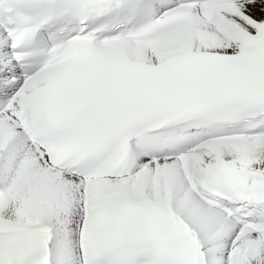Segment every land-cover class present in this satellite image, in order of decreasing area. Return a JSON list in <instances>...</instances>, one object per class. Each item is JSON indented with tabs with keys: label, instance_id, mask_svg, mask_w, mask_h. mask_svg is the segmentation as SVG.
Returning a JSON list of instances; mask_svg holds the SVG:
<instances>
[{
	"label": "snow or ice",
	"instance_id": "obj_1",
	"mask_svg": "<svg viewBox=\"0 0 264 264\" xmlns=\"http://www.w3.org/2000/svg\"><path fill=\"white\" fill-rule=\"evenodd\" d=\"M0 264H264V0H0Z\"/></svg>",
	"mask_w": 264,
	"mask_h": 264
}]
</instances>
